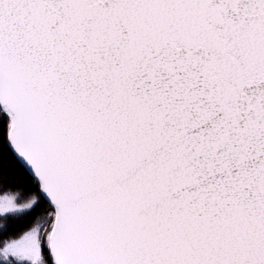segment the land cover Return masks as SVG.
<instances>
[{
	"label": "snow or ice",
	"instance_id": "6c2138e0",
	"mask_svg": "<svg viewBox=\"0 0 264 264\" xmlns=\"http://www.w3.org/2000/svg\"><path fill=\"white\" fill-rule=\"evenodd\" d=\"M0 264H264V0H0Z\"/></svg>",
	"mask_w": 264,
	"mask_h": 264
}]
</instances>
